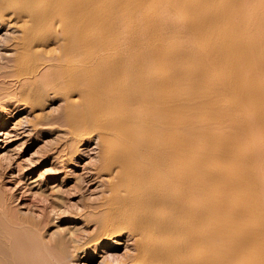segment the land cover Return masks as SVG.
Here are the masks:
<instances>
[{
	"label": "rangeland",
	"instance_id": "1",
	"mask_svg": "<svg viewBox=\"0 0 264 264\" xmlns=\"http://www.w3.org/2000/svg\"><path fill=\"white\" fill-rule=\"evenodd\" d=\"M76 1L82 6L70 31L77 47L88 40L86 51L94 69L89 78L100 91H91L89 98L75 107L91 111L94 97L112 100L102 104L108 114L101 109L97 112L103 117L107 115L105 143L111 152L104 157L96 130L82 137L70 131L62 94L53 97L52 92L45 91L42 112L41 108L18 103L12 95L17 92L14 81L3 74L14 68L12 40L18 32L14 19L0 22V198L7 192L15 193L13 204L17 212L25 222L44 225L45 238L52 237L59 245L54 246L59 260L67 264H106L105 260L113 262L116 257L114 264H119L118 257L134 251L127 231L87 241L96 235L97 229L84 219L97 215L102 219L100 228L110 227L109 208L115 205L108 203L113 194L110 185L122 188L136 181L124 170L117 173L119 168L113 161L136 169L137 164L129 160L134 154L153 169L158 160L165 167V156L172 161L185 155V198L181 196V187L173 183L169 190L174 195L170 199L173 203L167 200L176 211L185 208V222H214L219 212L225 214L224 207L234 201L230 197L233 191L239 190L248 194L246 202L252 210L245 214L247 218L264 225V0ZM82 21L85 27L80 24ZM57 38V42L50 39L48 46L60 43L62 47L60 33ZM237 57L241 60L238 66ZM54 69L43 67L40 81L46 80ZM251 89H255L254 94ZM76 93L73 96L79 99ZM35 112H40V116L36 117ZM89 123L84 117L73 120L79 127H88ZM177 177L165 176L164 180L159 174L149 176L155 186L145 194L150 200L153 194L163 199L166 190L161 188V181H175ZM172 221L174 224L178 220ZM260 230L264 232V226ZM20 231L14 233L21 234ZM174 240V253L193 254L186 239ZM208 243L204 253L215 254L219 239L212 238ZM76 244L81 245L78 251L74 250ZM144 245L145 242L140 244ZM252 252L254 257L260 256L256 247Z\"/></svg>",
	"mask_w": 264,
	"mask_h": 264
},
{
	"label": "bare ground",
	"instance_id": "2",
	"mask_svg": "<svg viewBox=\"0 0 264 264\" xmlns=\"http://www.w3.org/2000/svg\"><path fill=\"white\" fill-rule=\"evenodd\" d=\"M254 2H255V0H254ZM87 4H86V7L84 9H87ZM183 4H184V2H183ZM81 6L82 5H78L76 0H0V22H4V21L9 22L11 19H14V22H15L14 25L16 27L14 29H17L16 32H18L17 35H14L13 40H12V41H14V43L13 42L12 43H13V46L15 49L14 55H13V57H11L12 58V64H13L14 68L12 71L11 70L6 71L3 74H5V76L7 75V77H11V79L14 81L13 83H15V85L17 87V92L12 93V95H13V97H15V99L18 101V103H21V104L26 105L28 107L30 106L33 109L41 108V105L43 104V101H44L43 100V94L45 91L52 92L53 97H57V95L62 94L63 95L62 97L64 99L63 107H64V110L66 112V116L68 118L67 123L69 124L70 131L72 133H74L76 135H80L82 137V135H84V134L87 135V134L91 133V131L96 130V133H98V135H99L100 149L102 150L103 155L105 157L108 154H110V152H111L109 147L105 143L106 142L105 140L107 138L109 125L105 121V118L107 117V115L105 117H103L102 116L103 114L101 115V114H98L97 112L99 111V109H101L102 112H105L108 114V112L104 109L102 104L111 103L112 100L109 98L106 100H100L99 97H97V98L94 97L92 99L93 104L91 107V111H90V109H88V110H86L84 108L83 109H76V107H75L79 101L81 103H83V100H85V98H89V96L91 95V91L92 92H95V90H96V92L100 91L99 89H96L97 83L92 82L89 78V76L92 75V72L94 71V69L92 68V65L89 63L90 53L86 51L87 47L89 45V42L87 39H84L83 42H85V43H83L81 47H77V45L74 42L75 35L73 32L70 31L71 26L74 25V23H75V19L78 15L77 13H78ZM113 9H114V7H113ZM222 9H220V10H222ZM257 9H258V6H257ZM255 11H256V9H255ZM203 13L205 14V12H203ZM250 16H251V13H250ZM113 18H114V16H113ZM200 19H201V17H200ZM224 19H225V17H224ZM208 20H209V18H208ZM11 22L14 23L13 21H11ZM261 22H260V24H261ZM80 24H82V27L86 26V25H84L85 23L83 21ZM7 25H8V23H7ZM113 25H114V23H113ZM113 25H112V27H113ZM260 26L258 28H260V30H262ZM255 28H256V26H255ZM254 30H253V32H254ZM260 30H258L259 31L258 34H260ZM58 33L61 34V36L64 40L62 47L60 46V43H58L56 46V47H58L57 49L61 48V50H59V51H57L56 47H54V46H48L50 39L53 38V41H55V42L58 41V38H57ZM213 34H214V32H213ZM236 39H237V37H236ZM255 41H256V38H255ZM213 45H216V44H213ZM247 47H248V45H247ZM259 50H260V48H259ZM79 52H83V53L82 54L80 53L81 54L80 55ZM78 55H80V56H78ZM95 55H97V54H95ZM237 55L238 54H235L234 56H237ZM203 57H204V55H203ZM261 59H262V57H261ZM158 62H159V60H158ZM235 62H236L237 66H238V64H241L240 58L237 57L235 59ZM91 63H92V61H91ZM7 65H8V63H7ZM46 66H48V67L53 66V67H55V69L53 71L50 70V73H49L48 78L46 80L40 81L42 74H44V73H42L41 69L43 67H46ZM259 68L261 69V67H259ZM242 69H244V68H242ZM259 71H261V70H259ZM262 72H263V70H262ZM112 73H114V72H112ZM95 74H97V73H95ZM262 75H261V77H262ZM217 76H219V75H217ZM247 76H249V74ZM152 77H153V75H152ZM97 79H98V77H97ZM217 80H219V79H217ZM217 82H219V81H217ZM42 84H44L45 86L42 87ZM262 87H263V85H262ZM10 89H11V87H10ZM88 89H90V90H88ZM76 91L79 95V99L78 98L76 99L73 96ZM47 92H45L44 96L46 95ZM260 92H261V88H260ZM250 93L254 94L255 89H251ZM4 95L6 96V95H8V93H5ZM260 97H262V96H260ZM263 97H264V94H263ZM45 99H46V97H45ZM118 102L120 103V101H118ZM21 104H19V105H21ZM100 106H101V108H99ZM127 106H129V105H127ZM130 106H132V105H130ZM133 106L131 108H133ZM262 107H264V106H262ZM42 108L40 109V111L42 110ZM8 112H10V111H8ZM249 115H251V114H249ZM35 116L36 117L40 116V112H35ZM80 117H84V118H87L88 120H90L88 127L87 126L79 127V126L73 124V120L80 118ZM155 118H157V117H155ZM251 119H253V118H251ZM248 120L249 119L247 117V121ZM154 126H156V125H154ZM159 126H160V124H159ZM230 126H232V125H230ZM244 128H246V127H244ZM120 131H122V130H120ZM246 133L249 134V132H246ZM257 134H256V136H257ZM234 135H235V133H234ZM88 138H89V135H88ZM236 138H238V137H236ZM262 141H263V139H262ZM129 142H130V140H129ZM131 143H133V142H131ZM133 144H131V145H133ZM190 153H192V152H190ZM258 153H259V151H258ZM252 157H254V156H252ZM168 158L169 157H167V156L164 157L165 167H163L160 160H158V161H156L157 165L155 167H153V169H152V167H148L144 162H141L139 159L137 160V158L134 154L130 155L129 160L131 161V163L137 164L136 169H134L132 166L130 168H126V166L123 163L118 162V161H116V162L113 161V164L117 165L116 168L117 167L119 168L116 171L117 173L122 174V170H124V172H127V174H131L133 177H135L136 181L133 184L130 181L127 185L123 186L122 188L116 187L115 185H110V186H112L111 191L113 194L109 198L108 203L109 204H115L114 206H111L109 208V210H112V212L109 213L111 215V218H112L111 226L100 228L99 224L102 221V219L97 215L96 216L87 215V217L84 218V219H86L85 220L86 224L94 223L96 225V229H97L96 235L87 241L93 242V241H97L98 239L101 240L100 238L104 237V236H112V235H115V236L118 235L119 236L121 231L123 229H125V233L127 231V233L130 235V237L133 241L134 251L133 252L127 251L126 253H124V256L122 255L123 257H118L116 259V261L119 264L120 263L121 264H264V232H262L260 230L264 225L255 223L254 221H252L253 219H249L245 215L247 212L248 213L250 212L249 210H252L249 207V204L246 202L247 201L246 199L248 197L246 195H248V194H246L244 191H243L244 193L240 192L239 190H236L237 192L233 191L232 196H230V197H232L234 199V201L229 202V204H227L224 207L223 210L225 211L224 212L225 214H221L219 212L220 215H219L218 219H215L214 222L209 223L207 220H205L206 218L204 219L205 221H203L201 219L198 221H195L193 219H191V220L188 219V221L185 222V208H181L178 211H176L171 207L172 204L168 203V201H167V200L170 201L171 198H174V195H172L169 191L171 188V185L173 183H175L181 187V189H182L181 196L185 198V155H180L177 158H174V160H172V161H170ZM260 159H258V160L260 161ZM257 163L258 162H256V164ZM106 167H108V166H106ZM188 173H190V172H188ZM153 174H159V175L163 176L164 180H165V176L178 175V177L175 181H168L169 179H167L166 181H164V180L161 181L162 182L161 188L166 190L163 199H161L159 195L153 194L152 199L150 200L149 197L145 194V191H149L152 187L155 186L153 181L149 179V176H152ZM0 176H1V174H0ZM115 176H116V174H115ZM261 178H262V174H261ZM262 179H263L262 184H263V192H264V177ZM118 180H119V178H118ZM236 181H238V180H236ZM0 183H2V182H0ZM120 189L125 190V192L121 193ZM259 189H260V187H259ZM247 191H249V190H247ZM7 193H6V196L4 198H2V199L0 198V264H67L66 262L59 260L57 253L54 251V249H55L54 246H59L58 243L57 244L54 243L52 241L51 236H50L51 238H48V237L45 238L46 234L44 233V225H42L40 223H38V224L37 223H31L30 224V222H25L24 219L21 217V215L17 212L16 209H18V208H15V204H13V200H15L14 199L15 197H13V196H15V193L12 192V194H9V195H7ZM237 197L238 198L240 197L241 201H239V199ZM236 198L238 199L237 201H239V202L236 201ZM249 198H251V197H249ZM214 202H215V200H214ZM171 203H173V201ZM41 206H43V205H41ZM38 207H40V206H38ZM220 209L221 208H219V211H220ZM34 210H36V209H34ZM31 211H32V209H31ZM205 215H209V214H205ZM174 218H176L179 222L177 221V222H174V224H173L172 220ZM202 218H203V216H202ZM25 223L26 224L28 223V225H26ZM16 230H21L20 231L21 234L20 233L15 234L14 232H16ZM90 235H91V233H90ZM70 237H68V238H70ZM174 238H177L179 240L181 239L182 241H185V239H186L188 241V244H187L188 248L190 249V251H194V252H192L193 254L189 253V254L185 255V253H184L181 255H177L176 253H174L173 249L176 246ZM212 238L213 239L214 238L219 239V247L217 249L214 246L213 248L215 250L217 249L216 253L212 254V255H208V254L204 253V249L207 246V243L209 242V240ZM128 239H130V238L128 237ZM72 240L73 239H71V241ZM75 240H76V238H75ZM71 241H70V244L72 245ZM142 242H145V245L143 247L140 246V244ZM213 242H214V240H213ZM66 243H68V242H66ZM82 243H83V241H82ZM59 244H61V242ZM79 244H81V242ZM79 246H81V245L76 244L75 245L76 249H74V250L79 249ZM182 246H184V248H185V245L182 244ZM209 246L211 249L210 244H209ZM254 247H256L259 250V252H260L259 257L253 256L252 248H254ZM206 248H208V247H206ZM207 250H205V251H207ZM70 258H72V257H70ZM115 258H114L113 262L105 260L106 264H114Z\"/></svg>",
	"mask_w": 264,
	"mask_h": 264
}]
</instances>
